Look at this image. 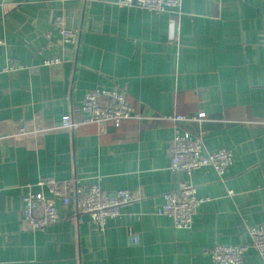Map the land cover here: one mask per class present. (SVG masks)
<instances>
[{
  "label": "crops",
  "instance_id": "1",
  "mask_svg": "<svg viewBox=\"0 0 264 264\" xmlns=\"http://www.w3.org/2000/svg\"><path fill=\"white\" fill-rule=\"evenodd\" d=\"M92 1L0 0V69L21 67L0 73V264H213L215 244L248 245L246 227L264 224V0H181L178 17ZM58 16L79 29L76 48L54 31ZM53 58L62 62L43 65ZM93 89L119 90L151 118L55 128ZM199 113L180 126L207 151H231L221 178L169 169L173 127L157 117ZM71 177L135 200L103 231L59 203L55 224L27 230L28 187ZM187 179L204 201L191 227L176 229L156 211ZM243 264L262 263L249 248Z\"/></svg>",
  "mask_w": 264,
  "mask_h": 264
},
{
  "label": "built area",
  "instance_id": "2",
  "mask_svg": "<svg viewBox=\"0 0 264 264\" xmlns=\"http://www.w3.org/2000/svg\"><path fill=\"white\" fill-rule=\"evenodd\" d=\"M92 2V0H81L82 9H87ZM181 2V0H117L116 4L119 7L135 6L148 12L170 13L178 17ZM53 28L62 43L76 48L80 36L79 29H68L61 16L55 18ZM170 30L171 38H175L177 23L173 20L170 23ZM0 45H4L1 40ZM61 62L60 59L53 58L44 61L43 65L53 66ZM18 69L21 67L7 65L0 69V73ZM203 117L204 113H199L196 117L183 115L157 117L170 122L173 127L169 159L171 172H182L189 178L192 171L211 167L221 178L233 164L231 151L224 148L207 151L202 137L194 136L180 126L187 121L199 122ZM150 118L149 114L139 113L130 107L123 92L116 89H93L84 95L80 105L70 106L67 109L55 128L73 132L83 125L110 124L120 127L130 120L143 121ZM23 133L24 131L20 130V134ZM34 186L39 189L34 190L33 185L28 187L23 197L21 211L24 226L30 231H37L57 222V203L64 209L70 207L76 213L78 222L81 223L83 216H87L99 231H103L108 219L119 217L120 208L135 200L132 193L125 189L104 195L98 183H88L84 189L76 177L64 181L53 178L42 179ZM162 198L163 202L156 214L168 217L176 229H189L198 207L204 201L197 196L196 188L188 179L180 182L176 190L163 194ZM246 234L249 238L248 245L215 244L209 251L211 262L243 264L244 253L249 248H253L264 264V224L247 226ZM130 242L136 243L137 238L131 235Z\"/></svg>",
  "mask_w": 264,
  "mask_h": 264
}]
</instances>
